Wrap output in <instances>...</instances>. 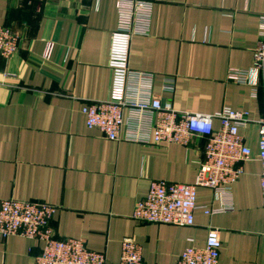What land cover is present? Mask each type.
Listing matches in <instances>:
<instances>
[{
  "label": "crops",
  "instance_id": "1",
  "mask_svg": "<svg viewBox=\"0 0 264 264\" xmlns=\"http://www.w3.org/2000/svg\"><path fill=\"white\" fill-rule=\"evenodd\" d=\"M262 15L264 0H156L149 32L132 38L130 68L154 75L151 90L163 103L201 114L246 110L252 120L241 129L252 155L231 194L221 199L198 188L199 205L225 210L198 209L193 225L141 223L135 206L153 181H197L206 139L147 145L110 140L87 126L84 106L110 94L116 0H0V25L21 35L19 51L0 57V203L59 206L56 237L85 238L112 263L121 259L123 239L132 238L144 264H177L189 246L204 247L215 227L220 264H264L257 124L264 118V71L251 75L254 86L229 79L230 69L254 67ZM170 82L173 91L166 90ZM43 247L21 235L0 237V264H32Z\"/></svg>",
  "mask_w": 264,
  "mask_h": 264
},
{
  "label": "built area",
  "instance_id": "2",
  "mask_svg": "<svg viewBox=\"0 0 264 264\" xmlns=\"http://www.w3.org/2000/svg\"><path fill=\"white\" fill-rule=\"evenodd\" d=\"M116 1L119 23L111 38L110 94L106 100L84 106L87 126L98 129L110 140L147 145L189 146L194 138H205L197 181L190 184L153 181L148 195L137 201L133 214L141 223L193 225L198 209L213 215L227 208L225 205L216 209L199 205L198 188L209 187L221 199L231 194L234 183L244 171L242 162L252 155L241 134V129L252 120L246 110L224 107L213 114H201L177 110L163 103L151 90L154 75L133 71L129 65L132 38L149 32L152 4L156 0ZM20 41L21 35L16 29L0 25V57H12L19 51ZM51 52L52 45L45 57L49 58ZM259 71H264V15L260 17L254 67L251 70L230 69L229 79L254 86L250 77ZM165 87L173 91L174 84L170 82ZM257 124L264 205V118ZM58 211L59 206L44 201L4 199L0 203V237L21 235L42 241V252L33 258L32 264H144L142 248L132 238L123 239L121 259L112 263L104 253L90 249L85 238L56 237L52 220ZM221 246L220 229L211 227L204 247L189 246L177 264H220Z\"/></svg>",
  "mask_w": 264,
  "mask_h": 264
},
{
  "label": "rangeland",
  "instance_id": "3",
  "mask_svg": "<svg viewBox=\"0 0 264 264\" xmlns=\"http://www.w3.org/2000/svg\"><path fill=\"white\" fill-rule=\"evenodd\" d=\"M16 53H17V52H16ZM16 53H15V54H16Z\"/></svg>",
  "mask_w": 264,
  "mask_h": 264
}]
</instances>
